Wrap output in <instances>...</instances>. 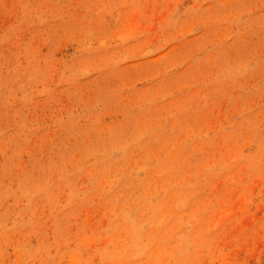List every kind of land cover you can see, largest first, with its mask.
I'll use <instances>...</instances> for the list:
<instances>
[{"label": "rangeland", "instance_id": "374dc122", "mask_svg": "<svg viewBox=\"0 0 264 264\" xmlns=\"http://www.w3.org/2000/svg\"><path fill=\"white\" fill-rule=\"evenodd\" d=\"M0 264H264V0H0Z\"/></svg>", "mask_w": 264, "mask_h": 264}]
</instances>
